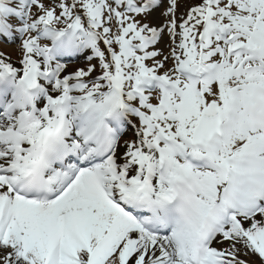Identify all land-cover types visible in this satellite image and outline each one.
I'll return each instance as SVG.
<instances>
[{
  "label": "snow or ice",
  "instance_id": "6c2138e0",
  "mask_svg": "<svg viewBox=\"0 0 264 264\" xmlns=\"http://www.w3.org/2000/svg\"><path fill=\"white\" fill-rule=\"evenodd\" d=\"M160 3L0 0V264H264V0Z\"/></svg>",
  "mask_w": 264,
  "mask_h": 264
},
{
  "label": "rangeland",
  "instance_id": "374dc122",
  "mask_svg": "<svg viewBox=\"0 0 264 264\" xmlns=\"http://www.w3.org/2000/svg\"><path fill=\"white\" fill-rule=\"evenodd\" d=\"M46 3H50L51 0H45ZM198 2V0H177V11H176V16H177V19H179V11L181 10L182 6L183 5H186V6H190L194 3ZM168 3H169V0L165 1V3L158 9V14L160 15V23H159V27H161L162 29V25H164V23H167L168 19H170V17H167L165 15H162V13L164 14L167 6H168ZM139 18V17H137ZM141 19V18H139ZM142 21V20H141ZM153 25V24H152ZM163 34H165V37L166 39L164 40V42H158V45L156 47L157 51H159L160 53H162V55L159 57V59H163L164 56H168L169 55V50H170V47H171V39L169 37V34H168V31L167 29L163 30L162 31ZM6 43L9 44V45H6V44H2L0 43V54H4L6 55L10 62H19V58L21 56L20 54V51H19V47H20V41L19 39L17 40H14V41H7L6 40ZM87 56H91V54L89 53H86ZM81 53H77L75 55H72V56H66V57H63V59H65L66 62H68L66 65L67 67V70L68 72H73L75 71L76 69L78 68H84V69H87L90 65H94V71L93 73L90 74V77L91 78H95V76L99 75L100 74V67H99V62L97 59H92V60H89L88 57H84V54H83V57H81L79 61L76 60V56H80ZM85 58V59H84ZM171 64V60L169 59L167 62H166V67L168 65ZM138 124V122H136ZM126 138H123L122 141H131L133 140L131 136L129 135H126L125 136ZM135 138V136H134ZM124 141V142H125ZM124 142L120 144V146L122 147L123 151L125 150L124 149ZM240 257L241 258H244L245 261H247V264H255L256 261L259 260V258L257 257V255H254V254H251V253H248V254H245L243 251H241L240 253ZM243 259V260H244ZM249 260V261H248ZM260 261V260H259Z\"/></svg>",
  "mask_w": 264,
  "mask_h": 264
},
{
  "label": "bare ground",
  "instance_id": "6f19581e",
  "mask_svg": "<svg viewBox=\"0 0 264 264\" xmlns=\"http://www.w3.org/2000/svg\"><path fill=\"white\" fill-rule=\"evenodd\" d=\"M188 7L186 6V5H183L182 6V8H181V10L179 11V16L181 17L184 13H185V11H186V9H187ZM151 18H152V21H153V24H155V25H158V23H159V16H158V12H157V10H155V11H153L151 14ZM179 17V18H180ZM166 38H165V35L164 36H162L161 35V37H160V42H164V40H165ZM14 66H19V64H13ZM133 124H134V120H133V122H132ZM129 127H131V128H133L132 126H129ZM226 243V242H225ZM217 244V243H216ZM219 244H221V243H219Z\"/></svg>",
  "mask_w": 264,
  "mask_h": 264
}]
</instances>
